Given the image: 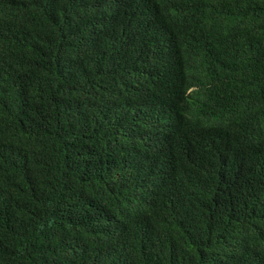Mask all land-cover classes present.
<instances>
[{
	"label": "trees",
	"instance_id": "obj_1",
	"mask_svg": "<svg viewBox=\"0 0 264 264\" xmlns=\"http://www.w3.org/2000/svg\"><path fill=\"white\" fill-rule=\"evenodd\" d=\"M0 264H264V0H0Z\"/></svg>",
	"mask_w": 264,
	"mask_h": 264
}]
</instances>
